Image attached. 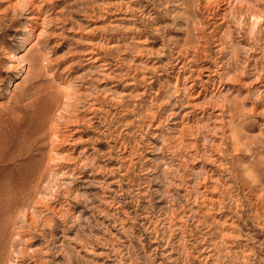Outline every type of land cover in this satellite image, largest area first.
I'll return each instance as SVG.
<instances>
[{"label": "rangeland", "instance_id": "374dc122", "mask_svg": "<svg viewBox=\"0 0 264 264\" xmlns=\"http://www.w3.org/2000/svg\"><path fill=\"white\" fill-rule=\"evenodd\" d=\"M205 1L0 0V264H264V0Z\"/></svg>", "mask_w": 264, "mask_h": 264}, {"label": "bare ground", "instance_id": "6f19581e", "mask_svg": "<svg viewBox=\"0 0 264 264\" xmlns=\"http://www.w3.org/2000/svg\"><path fill=\"white\" fill-rule=\"evenodd\" d=\"M206 1H207V0H206ZM206 1H205V3H206ZM208 1H209V0H208ZM208 1H207V2H208ZM211 1H212V0H211ZM211 1H210V2H211ZM217 1H218V0H217ZM217 1H216V2H217ZM223 1H224V0H223ZM218 2H219V1H218ZM218 2H217V4H218ZM208 3H209V2H208ZM222 3H223V2H222ZM227 3H228V2H227ZM220 4H221V3H220ZM206 5H207V4H206ZM209 6H210V5H209ZM212 6H213V4H212ZM214 6H215V4H214ZM210 7H211V6H210ZM218 7H219V6H218ZM218 7H216V8H218ZM205 8H206V7H205ZM207 8H208V7H207ZM214 8H215V7H214ZM212 9H213V8H212ZM207 11H208V10H207ZM205 12H206V11H205ZM211 14H212V13H211ZM236 146H237V145H235L234 150H233V148H232L233 152H235L236 150H238V149L235 150ZM238 148H239V147H238ZM33 172H34V167L29 166V168L27 169V171H26L25 173H26V175H30V174H32ZM251 174H252V173H251ZM253 176H254V175H253ZM251 178H253V177H251ZM247 179H248V178H247ZM247 179H246V181H247ZM253 179H254V178H253ZM253 179H252V181H253ZM255 179H257V178H255ZM248 180H249V179H248ZM249 181H250V180H249ZM249 181H247V182H249ZM254 181H256V180H254ZM250 182H251V181H250ZM34 183H35V181H34ZM254 183H256V182H254ZM250 185H251V184H250ZM254 185H256V186H257V185H258V186H259V185H262V181L259 180V181H257V184H254ZM251 186H252V185H251ZM251 186H250V187H251ZM261 187H262V186H261ZM257 188H258V187H257ZM262 188H263V187H262ZM262 188H261V189H262ZM31 189H32V188H31ZM252 189H253V188H252ZM249 190H250V189H249ZM263 190H264V188H263ZM263 190H262V191H263ZM263 192H264V191H263ZM261 194H262V193H261ZM260 196H261V195H260ZM262 196H264V195H262ZM8 197H9V196H8ZM260 198H261V197H260ZM258 199H259V198H258ZM20 203H21V202H20ZM263 207H264V206H263ZM262 216H263V215H262ZM262 216H261V217H262ZM263 217H264V216H263ZM7 219H8V218H7ZM7 219H6V220H7Z\"/></svg>", "mask_w": 264, "mask_h": 264}]
</instances>
